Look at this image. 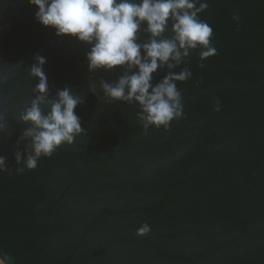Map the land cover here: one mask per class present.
Listing matches in <instances>:
<instances>
[{
    "label": "water",
    "instance_id": "95a60500",
    "mask_svg": "<svg viewBox=\"0 0 264 264\" xmlns=\"http://www.w3.org/2000/svg\"><path fill=\"white\" fill-rule=\"evenodd\" d=\"M205 2L216 54L190 51L174 69L192 73L177 82L182 118L145 133L138 105L99 91L119 67L90 72L88 44L41 25L28 0H0V253L15 264H264V0ZM37 55L51 96L82 98L85 131L18 172Z\"/></svg>",
    "mask_w": 264,
    "mask_h": 264
},
{
    "label": "clouds",
    "instance_id": "9594fccd",
    "mask_svg": "<svg viewBox=\"0 0 264 264\" xmlns=\"http://www.w3.org/2000/svg\"><path fill=\"white\" fill-rule=\"evenodd\" d=\"M36 9L35 19L52 27L56 35H68L89 45L85 53L90 72L120 74L114 80H99V91L108 101L138 105L137 117L144 132L150 126L168 130L170 122L183 116L182 94L177 82L192 75L188 68L174 71L199 49L204 60L216 54L210 40L213 29L199 18L207 9L205 0H28ZM238 19V17H234ZM142 26H144L142 28ZM141 31L148 34L146 42H138ZM166 31L170 38H162ZM45 58L37 55L29 75L37 79L32 96L19 113L26 124L17 145L27 141L23 150L15 152V161L24 169L33 170L41 157H51L62 145H72L84 133L80 117L75 113L82 98L68 87L49 93L48 79L43 71ZM203 67V65H200ZM169 71L157 82L154 73ZM90 91L97 92L96 84ZM215 110L219 111V101ZM0 116V130L4 128ZM7 170L6 158L0 156V172ZM150 226L144 224L137 235H145ZM0 264H15L14 257L0 253Z\"/></svg>",
    "mask_w": 264,
    "mask_h": 264
}]
</instances>
